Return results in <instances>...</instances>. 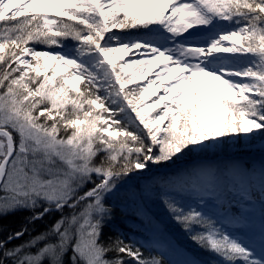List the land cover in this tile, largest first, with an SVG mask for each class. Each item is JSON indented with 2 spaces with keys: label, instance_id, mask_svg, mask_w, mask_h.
Listing matches in <instances>:
<instances>
[{
  "label": "snow or ice",
  "instance_id": "1",
  "mask_svg": "<svg viewBox=\"0 0 264 264\" xmlns=\"http://www.w3.org/2000/svg\"><path fill=\"white\" fill-rule=\"evenodd\" d=\"M257 140L264 0H0V217L31 212L0 239V264H64L69 249L70 264H196L119 236L100 243L122 194L149 223L155 195L217 264H264V171L258 182L233 165L129 185L153 166Z\"/></svg>",
  "mask_w": 264,
  "mask_h": 264
},
{
  "label": "trees",
  "instance_id": "2",
  "mask_svg": "<svg viewBox=\"0 0 264 264\" xmlns=\"http://www.w3.org/2000/svg\"><path fill=\"white\" fill-rule=\"evenodd\" d=\"M71 43V41H69ZM37 48H44L43 45H34ZM132 87V86H130ZM250 153L236 154L232 151H224L223 153H194L183 160L178 161L176 164L169 162L168 166H153V172L146 176L135 177V185H139L141 188L147 185H157L160 181L165 179H175L177 177L186 175L194 170L201 168H221L228 169L233 165H243L249 169L250 173L253 172L254 160L258 161L262 165V171H264V157H250ZM261 171V172H262ZM261 174V173H260ZM259 174V175H260ZM259 177L255 178L258 182ZM134 185V186H135ZM91 187V185H89ZM3 193H0L2 195ZM152 198L156 201H160L152 195ZM192 199L186 198L187 202ZM193 201V200H192ZM130 200L123 197L120 199L113 198L108 203L114 207L113 218L106 224L103 230L100 243L105 246L113 244L116 238L121 237L125 243L132 241H138L139 245H143L142 251L145 256L148 255H159L161 253L167 259L171 260V249L169 246L158 242H149L143 234L145 228L158 227L168 233L169 239L172 243L186 250L196 261V264H217L218 257H214L211 253L205 251L195 241H193L189 233L174 219L168 211H160L159 208L147 207L151 223L135 209H131ZM193 205L195 204L192 203ZM219 207V206H217ZM259 205H257V211ZM209 212V215L214 213L209 209H205ZM71 210L65 209L64 215H70ZM31 215L29 211H19L14 215H8L0 217V239H4L10 232L20 230L26 223L27 218ZM60 213L48 216L43 221H38L35 225H28L29 231L25 233L23 237L17 240H13L9 247L14 245H21L32 237L37 236L39 233L44 232L48 229L52 223L60 219ZM167 215V217H165ZM171 216L170 218H168ZM215 218V216H214ZM219 227V225H217ZM55 239L54 237L52 238ZM40 245H37L39 247ZM37 249L32 248L31 251L35 252ZM72 255L71 249L68 250L67 254L63 257L64 264H70V257ZM117 256L115 251H111L107 254V258L111 259ZM125 261H129L130 258L124 257ZM44 264H48V260L45 259Z\"/></svg>",
  "mask_w": 264,
  "mask_h": 264
},
{
  "label": "rangeland",
  "instance_id": "3",
  "mask_svg": "<svg viewBox=\"0 0 264 264\" xmlns=\"http://www.w3.org/2000/svg\"><path fill=\"white\" fill-rule=\"evenodd\" d=\"M154 71H159V69H154ZM140 83H146V81H141ZM207 151L210 153H223L224 151H232L236 154L250 153L249 156L250 157L254 156L256 159V157L258 158L261 156L264 157V141L257 140L256 142L253 143L244 142L240 144H232V143L222 144L218 147L210 148ZM261 171H262V165L258 161L254 160L253 172H252L254 178L259 177ZM129 185L134 186L135 185L134 180L129 181ZM194 202H195L194 200L193 201L191 200L190 202L186 201V203L188 204H192ZM144 203L146 206L152 208H159L160 211L163 210L165 212L167 211L165 206L162 204V202L156 201L155 199L152 198V196L147 197ZM130 207L131 209H134V207L132 206V201L130 202ZM165 217H167V215H165ZM170 217L171 216H169L168 218ZM143 237H145V239H147L149 242H158L169 246L171 249V260H194L193 257L186 250L171 242L168 233L166 231L158 227L145 228Z\"/></svg>",
  "mask_w": 264,
  "mask_h": 264
}]
</instances>
